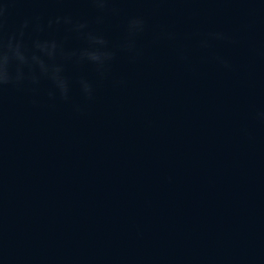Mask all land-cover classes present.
<instances>
[{
	"label": "water",
	"instance_id": "1",
	"mask_svg": "<svg viewBox=\"0 0 264 264\" xmlns=\"http://www.w3.org/2000/svg\"><path fill=\"white\" fill-rule=\"evenodd\" d=\"M0 264H264V0H0Z\"/></svg>",
	"mask_w": 264,
	"mask_h": 264
}]
</instances>
